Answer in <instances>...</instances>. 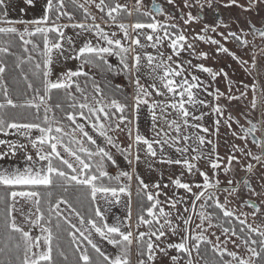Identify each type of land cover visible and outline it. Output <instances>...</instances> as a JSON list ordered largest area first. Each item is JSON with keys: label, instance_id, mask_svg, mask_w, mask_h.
<instances>
[{"label": "snow or ice", "instance_id": "obj_1", "mask_svg": "<svg viewBox=\"0 0 264 264\" xmlns=\"http://www.w3.org/2000/svg\"><path fill=\"white\" fill-rule=\"evenodd\" d=\"M23 3L27 10L39 3L40 15L11 19L15 0H0V135L5 137L0 139V162L18 156L25 162L24 167L0 166V264H133V255L135 264H264V172L260 192L250 178L237 179L240 170L254 172L249 159L264 168V89L254 79L235 94L222 68L184 58L187 53L208 60V52L196 50V42H203L216 46L217 55L231 57L249 76L253 70L259 76L255 53L250 69L249 60L226 46L232 40L247 49V33L231 30L223 20L207 22L206 12L219 5L261 12L264 0ZM201 22L190 41V26ZM245 23L250 34L264 41V27ZM260 54L264 56V48ZM69 61L73 67H67ZM113 73L129 80L131 101L127 95L118 98L121 85L106 80L101 86L97 80ZM218 77L227 81L226 91L213 88ZM249 90L250 111L259 107L261 112L255 122L245 114V125L225 114ZM205 94L212 99L202 98ZM142 109L151 120V138L139 129ZM206 116L215 117L211 129L203 123ZM233 124L237 130L232 136L244 146L232 144L221 156L209 137H219L222 125L232 129ZM121 134L128 141L123 146ZM167 149L179 155L170 158ZM141 152L150 169L155 162L180 166L181 171L170 174L168 183L161 173V180L149 184L136 171ZM117 154L131 171H108L119 169ZM201 161L208 170L200 167ZM245 188L251 211L233 210L229 205L243 201ZM181 190L183 195H177ZM122 198L125 215L110 222L107 213ZM233 221L238 222L235 227Z\"/></svg>", "mask_w": 264, "mask_h": 264}, {"label": "rangeland", "instance_id": "obj_2", "mask_svg": "<svg viewBox=\"0 0 264 264\" xmlns=\"http://www.w3.org/2000/svg\"><path fill=\"white\" fill-rule=\"evenodd\" d=\"M155 1H158V3L159 2L165 3V0H155ZM81 2H83V0H81ZM121 2L122 3L128 2L131 5V4H134L135 0H121ZM178 2H179V0H178ZM223 2L226 3L227 0H223ZM240 2H243V0H240ZM146 3H147V0H146ZM15 4H16V6L9 10V17L11 19H21V18L22 19H31L33 17L40 15L39 3H37V8L35 10H27L25 4L23 3V0H15ZM166 8L168 11H172L175 15H177V16L180 15V13L175 12V10L172 9V6H166ZM21 9H25V10L21 11ZM216 10L222 14V18L220 19V21L223 20L224 22L228 23L230 25L231 30L238 31L239 29L242 28L244 30V32L247 33V35L244 37L250 42L247 49L239 47L236 44V42L232 41V40H229L226 43V46L229 47L230 50L236 52L237 55L242 56L243 59L249 60V64L247 65V67H249L250 69H251V59L250 58L255 53L257 63L260 67L259 76H257L255 70H253L252 76H249L247 73L244 72L243 68L236 61H233L231 59V57H228L222 53L217 55L215 53V47L216 46L208 45V44H205L203 42H196V44H197L196 50H197V52H200V51L208 52L209 53V59L208 60H200V59H197L195 56H189L187 53L184 54V58L185 59H191L194 64L204 63L206 66H210L214 70H219L222 68L225 72L228 73L229 79L231 81H233L232 86H233V91L235 92V94H238V92H236V89H239L240 91H244L245 90L244 85L248 84L250 86L254 82V79H255V82H257L259 85H261L262 89H264V56H262L260 54V49L264 48V41H262L258 36L254 37L252 34H250L249 30H248V25L245 23V21L250 20L254 24H256L257 26H259L258 24H259L260 20L264 19V11H261V12L253 11L251 13H246V12H243L240 8H237V7L225 8L222 5L217 6ZM92 11L98 17L97 22H100V20H99L100 14L98 13V11L94 8L92 9ZM193 12L195 14V10H193ZM213 13H214V11L207 10V12H206V21L207 22L211 23L212 21H216L215 17H212ZM176 22L179 23L181 25V27H183L182 21L177 20ZM217 22H219V21H217ZM202 23L203 22H201L200 24H193L190 26V28L188 30L190 41L192 40V36H194L197 32L200 31V27L202 26ZM218 31H225V29L220 28V29H218ZM208 35L214 36L216 39H221L219 36H215V34L211 33V32H209ZM221 42L224 43V41H221ZM148 51H152V50L148 49ZM111 61H112L113 65H115V66L118 65V59L117 58L113 57V58H111ZM73 66H74V63L72 61H69L67 63V67H73ZM143 71H144V69H142V72ZM195 74L199 75L202 80H205V82H208L211 79L206 73H200V72L196 71ZM98 78H99V76H97V79ZM110 80L114 83H117L119 85L124 86L128 90V92L130 93V99H131V96L133 94V88H132L131 84L129 83V80L127 78H125V76L123 74L112 76V77H110ZM141 82L145 83V79L142 78ZM226 85H227V81L223 77H218L217 81L213 82V88H219L221 91H226ZM202 98H206L208 100H211V98H208L205 95L202 96ZM251 98H252V94H251V91L249 90L248 96L246 98H241V100H239V101H232L231 102V104L227 108V112L225 115H227L229 112L231 114H233V113H237L240 111V112H243L244 115L248 114L250 116V118L253 119V121L257 120L258 119V115H257L258 109L255 111H250V100H251ZM220 103H226V101L221 100ZM205 111H208V110L205 109ZM206 119L208 120V127L211 129L212 124H213V120L215 119V117L214 116H206L205 120ZM138 123H139V129H140L141 134L151 138L153 136V132L151 129V120H150L149 114L147 113L146 109L141 110L140 120ZM203 123H204V121H203ZM233 130H237V125L233 124L232 129H228L227 127L222 125L220 128L219 137H216V136H210L209 137L213 141L217 142L218 151L221 154V156H224L226 153L229 152L232 144H237V145H240L241 147L244 146L243 141H240V140H238L232 136ZM2 138H5V137L0 135V139H2ZM7 139L15 140L16 137L15 136H9V137H7ZM120 141L122 142V146L128 142L126 137L123 134L120 135ZM141 147H143V146H141ZM208 147H211V146H208ZM248 147L250 150H252L255 153L259 152V149H257L254 145L249 144ZM166 151H167V154L170 158H175L179 155L178 153H176L174 151V149H167ZM140 154H141L142 162L138 166H136V171L145 180V182H147L149 184H151L157 180H161V173H163V183H168V177L170 174H173V173L179 174V172L181 171L180 166L161 165V164H158L155 162H152L153 167L150 169L148 167L149 161L146 159L144 153L141 152ZM237 155H239V154H237ZM116 158L119 162V169H117L116 167L108 168V171L111 174H113V175L116 174L117 170L131 171V169L129 168V166L127 164V161H125L123 159V157H121V156H119V154H117ZM248 162H251L256 166L254 169V172L251 173L248 176V178H250L251 184L255 188V190L257 192H260L262 182L259 179V175L262 172H264V168H260L259 165H256L255 161H251L250 159ZM0 166L24 167L25 162L22 158H20L18 156L17 158L12 159L10 161L0 162ZM200 167L204 170H208L203 161L200 162ZM245 174H247L246 171L240 170L239 174L237 176V179H240L242 177V175H245ZM221 177H223V174H221ZM187 179L191 180V181H196L199 178L188 176ZM136 187H137V184H136V180H135V176H134L133 181H132L133 203H134ZM171 194H172L171 191H169V195H171ZM177 195H183L182 190L179 191L177 193ZM242 196H243V201H241L239 198L235 199L232 201V203L229 206L231 208H233V210L239 209V211H242V212H250L251 209L246 206V204L248 203V189H246V188L243 189ZM223 198H224L223 195H221L222 201H223ZM124 200H126V198H122V203L120 205L113 206L111 208V210L107 213L110 222L114 223L117 217H120L121 219L124 217L125 211H126L124 203H123ZM252 200L255 201L256 203L260 202V199L256 196H253ZM184 206H186V205L181 204L179 207L183 208ZM133 215H134V213H133ZM133 219H134V216H133ZM196 222H199V221H196ZM249 222H251V217H249ZM214 223H215V221H214ZM141 230H143V229H141ZM35 231H36V234H39L38 229H36ZM212 231H216L217 235L220 234L219 229H212ZM103 247L108 252L113 251L111 246L107 245L106 242H104ZM228 247L231 249L232 245L229 244ZM132 259H133V264H135V255H133Z\"/></svg>", "mask_w": 264, "mask_h": 264}, {"label": "flooded vegetation", "instance_id": "obj_3", "mask_svg": "<svg viewBox=\"0 0 264 264\" xmlns=\"http://www.w3.org/2000/svg\"><path fill=\"white\" fill-rule=\"evenodd\" d=\"M155 2H157L158 3V1H155ZM160 4H164L163 2H159ZM212 17H215V20L216 21H220V19L222 18V14L221 13H219L216 9H215V11H214V13H213V16ZM248 22H250L251 24H254L252 21H248ZM256 27H264V19H262V20H260V22H259V26H257L256 24H254ZM205 96H206V94H205ZM208 98H211V97H208ZM212 99V98H211ZM260 112H261V109L258 107V119H260ZM235 118H237V119H239L240 120V123L241 124H245L246 125V119H245V115H244V113L243 112H237V113H233L232 114ZM208 119V118H207ZM204 120V124H205V126H208V120ZM257 119V120H258ZM256 121V120H255ZM254 121V122H255ZM257 136H259V133H257ZM250 139H251V137H250ZM251 173H247V174H245V175H242V177H244V178H248V176L250 175Z\"/></svg>", "mask_w": 264, "mask_h": 264}, {"label": "trees", "instance_id": "obj_4", "mask_svg": "<svg viewBox=\"0 0 264 264\" xmlns=\"http://www.w3.org/2000/svg\"><path fill=\"white\" fill-rule=\"evenodd\" d=\"M114 67H116V66L114 65ZM11 75H16V72H12ZM115 75H116V74L113 73V74L107 76L106 79H105V78H102V77L99 76V78H98L97 80L101 83V86H103L104 83H106V80H110V77L115 76ZM111 82H112V81H111ZM112 84H113V85H117V83H114V82H112ZM121 93H122V94H118V98H120L121 100H123L124 95H127L128 98H129V101H131V99H130V93H129L128 90H127L124 86H122V85H121ZM58 115H59V114H58ZM136 210H137V202H136V195H135V197H134V203H133V213H134L133 216H134V219H135V215H136ZM237 224H238L237 221H233V226H234V227H235ZM225 226H227V225H225Z\"/></svg>", "mask_w": 264, "mask_h": 264}]
</instances>
